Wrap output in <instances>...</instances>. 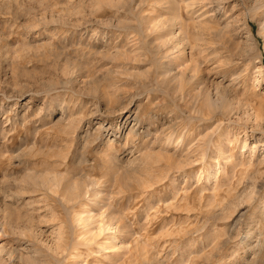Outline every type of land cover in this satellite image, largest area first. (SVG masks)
Instances as JSON below:
<instances>
[{
	"label": "rangeland",
	"instance_id": "rangeland-1",
	"mask_svg": "<svg viewBox=\"0 0 264 264\" xmlns=\"http://www.w3.org/2000/svg\"><path fill=\"white\" fill-rule=\"evenodd\" d=\"M0 264H264V0H0Z\"/></svg>",
	"mask_w": 264,
	"mask_h": 264
},
{
	"label": "bare ground",
	"instance_id": "bare-ground-1",
	"mask_svg": "<svg viewBox=\"0 0 264 264\" xmlns=\"http://www.w3.org/2000/svg\"><path fill=\"white\" fill-rule=\"evenodd\" d=\"M205 16H206V15H205ZM226 27H227V26H226ZM219 29H220V28H219ZM220 35H221V34H220ZM205 105H207V107H208L209 109H213V108H215V106H214V102H213L211 99H208V97H207V99H206V101H205ZM202 106H203V105H202ZM200 108H201V107H200ZM3 195H5V197H3V199H2L3 202L12 199V197L9 196V193L3 194Z\"/></svg>",
	"mask_w": 264,
	"mask_h": 264
}]
</instances>
